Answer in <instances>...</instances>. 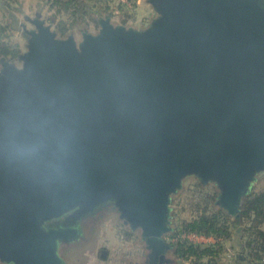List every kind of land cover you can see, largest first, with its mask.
<instances>
[{"label":"water","instance_id":"water-1","mask_svg":"<svg viewBox=\"0 0 264 264\" xmlns=\"http://www.w3.org/2000/svg\"><path fill=\"white\" fill-rule=\"evenodd\" d=\"M145 30L109 19L58 37L33 20L23 68L0 72V261L63 264L45 222L117 197L165 264L169 194L216 180L236 214L264 169V0H150Z\"/></svg>","mask_w":264,"mask_h":264},{"label":"rangeland","instance_id":"rangeland-1","mask_svg":"<svg viewBox=\"0 0 264 264\" xmlns=\"http://www.w3.org/2000/svg\"><path fill=\"white\" fill-rule=\"evenodd\" d=\"M45 2L46 0H12L11 2L2 0L0 2V20L4 26L7 25V29L0 34V43L17 45L20 50L18 58L0 56V72L7 63H12L19 69L23 68V61L20 56L29 51L30 36L26 30L36 29L33 20H44L54 31H56L55 22L69 20L68 12H59L57 6L52 8ZM107 4L111 8V14L102 11L101 17L97 15V18L99 17L98 22H93L90 14L86 21L80 26H75L68 35L61 36L56 31L58 37L66 39L71 34L79 44L83 40L84 34L98 35L101 32V18H109L115 26L123 25L126 30L141 31L149 28L154 20L160 17L150 0H137L136 2L132 0H109ZM101 6L97 2L92 12L99 10ZM9 26H11L10 29ZM201 180L203 179L198 173H189L182 178L180 187L169 194L168 225L171 229L165 233L163 240L170 248L166 253L167 262L165 264H179L171 246L178 242L186 241L188 244L201 248L215 246L218 242H222L221 238L213 235L209 240L191 238V232L196 231L185 230L179 234L173 233L184 222L192 220L197 205L205 197L207 191L214 192L215 190L219 195L222 194L216 180L210 179L203 184L204 186L200 185ZM249 183L247 192L251 189L257 192L264 191V169H257ZM116 200L117 197L113 196L102 201L101 204L112 203V207L106 206L105 213L96 217L91 216L94 218L93 224L88 221L92 218L85 220L86 223L85 221L83 224L81 223L82 230L79 237L67 243L62 241L59 243L58 255L66 259L67 264H149L150 250L144 240L141 239V231L132 230L128 225H124L120 218L121 212L116 205ZM245 239L243 240L240 231H236L233 240L223 243L225 247L220 251L218 257L220 264H229L238 255L244 258L238 241L244 242ZM103 251H105V256H102Z\"/></svg>","mask_w":264,"mask_h":264},{"label":"trees","instance_id":"trees-1","mask_svg":"<svg viewBox=\"0 0 264 264\" xmlns=\"http://www.w3.org/2000/svg\"><path fill=\"white\" fill-rule=\"evenodd\" d=\"M12 1V0H6ZM109 0H46L50 7H58L59 12L69 13V20L55 22V30L61 36H66L75 26H80L91 14V20L98 22L102 16V11L109 14L111 8L107 4ZM136 2L137 0H132ZM99 2L102 6L99 10H94V5ZM97 15L99 16L97 18ZM55 19V17H54ZM109 19V18H106ZM102 19L100 22L106 20ZM11 26H9V29ZM7 29L0 20V34ZM71 34H69L70 36ZM20 50L17 45L0 43V56L18 58ZM209 180H201V186ZM219 185V184H218ZM244 194L241 198L236 214L229 211L219 202L220 195L207 191L205 197L200 200L196 207V212L192 220L184 222L179 229L173 233L179 234L181 231L204 232L208 235L221 238L222 242L217 245L201 248L188 244L186 241L171 245L179 264H220L219 253L224 249L223 243L233 240L236 231L241 232L245 241H238L241 254L229 264H264V191H253Z\"/></svg>","mask_w":264,"mask_h":264},{"label":"flooded vegetation","instance_id":"flooded-vegetation-1","mask_svg":"<svg viewBox=\"0 0 264 264\" xmlns=\"http://www.w3.org/2000/svg\"><path fill=\"white\" fill-rule=\"evenodd\" d=\"M112 204V203H111ZM111 204H105V203H95V204H83V205H78L74 208H72L69 211H66L65 213H62L59 216L53 217L49 220H47L45 222V226L46 228L50 229V228H75L78 230L77 234H72L70 233L69 236L67 237H62L60 239L57 240V250L60 248V242H68L76 237H79L81 235V223L83 224V222L86 220H88L89 218L92 217H96L97 215L101 214V213H105V207L106 206H111ZM112 207V206H111ZM108 210V208H107ZM92 216V217H91ZM99 217V216H98ZM121 218V215H120ZM124 225H128L129 228H131L132 230H140L139 228H132L131 225L125 221V219L121 218ZM93 220L89 219V222H92L93 224ZM85 221V223H86ZM141 231V230H140ZM141 239L144 240V242L146 243V240L143 238L142 236V231H141ZM102 256H105V251L102 252ZM63 259V258H62ZM0 264H12L10 262H6V261H0ZM63 264H67L66 259H63Z\"/></svg>","mask_w":264,"mask_h":264},{"label":"built area","instance_id":"built-area-1","mask_svg":"<svg viewBox=\"0 0 264 264\" xmlns=\"http://www.w3.org/2000/svg\"><path fill=\"white\" fill-rule=\"evenodd\" d=\"M192 235L190 236L191 238H201L203 240H209L211 237H213L212 235H208L204 232H191Z\"/></svg>","mask_w":264,"mask_h":264},{"label":"crops","instance_id":"crops-1","mask_svg":"<svg viewBox=\"0 0 264 264\" xmlns=\"http://www.w3.org/2000/svg\"><path fill=\"white\" fill-rule=\"evenodd\" d=\"M2 0H0V2H1Z\"/></svg>","mask_w":264,"mask_h":264}]
</instances>
